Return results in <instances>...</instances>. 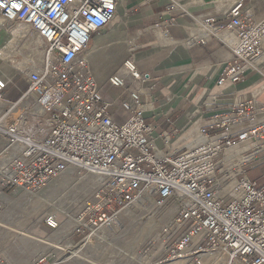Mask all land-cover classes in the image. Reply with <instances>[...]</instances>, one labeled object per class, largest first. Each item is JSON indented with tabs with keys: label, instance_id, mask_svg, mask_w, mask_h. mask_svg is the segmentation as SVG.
<instances>
[{
	"label": "built area",
	"instance_id": "obj_1",
	"mask_svg": "<svg viewBox=\"0 0 264 264\" xmlns=\"http://www.w3.org/2000/svg\"><path fill=\"white\" fill-rule=\"evenodd\" d=\"M116 3L0 0V18L20 23L23 36L33 35L43 45L41 63L28 73L27 87L16 100L6 98L9 83L0 76V102H7L0 132L11 148L1 153L5 163L0 166V210L10 190L36 193L64 171L75 169L92 176L97 186L94 201L87 202L74 227L81 240L90 237L92 228L121 232L120 211L148 199L157 208L175 206V237L161 244V261L201 264L206 257L219 256L224 264H264V187L242 169L223 180L216 176L231 147L254 143L242 153L240 168L264 152V117L259 116L263 107L255 101L233 103L204 118L199 140L173 153L154 146L153 126L144 115L140 93H131L132 109L130 103L123 104L131 110L126 121L115 122L84 53L92 35L113 20ZM240 7L236 3L230 9L225 27L210 17L202 21L212 34L227 28L235 37L217 85L241 81L257 70L264 55V18L254 20ZM123 65L131 78L144 77L132 58ZM109 83L123 87L124 79L112 74ZM162 139L165 144L170 140L166 134ZM228 182L230 191L221 193ZM45 223L57 226L52 215ZM59 263L57 257L40 254L29 264Z\"/></svg>",
	"mask_w": 264,
	"mask_h": 264
},
{
	"label": "crops",
	"instance_id": "obj_2",
	"mask_svg": "<svg viewBox=\"0 0 264 264\" xmlns=\"http://www.w3.org/2000/svg\"><path fill=\"white\" fill-rule=\"evenodd\" d=\"M236 3H241L242 14L257 21L264 18V0H117L113 20L92 35L84 53L113 120L125 122L131 110L124 109L123 104L130 103L132 109L130 95L140 93L145 103L144 115L153 126L154 146L173 153L199 140L204 118L226 111L237 101L259 103L263 107L259 116L264 117V55L257 70L247 73L241 81L216 83L231 57L235 37L227 28L212 34L202 21L210 17L225 27ZM164 29L168 30L167 35L163 34ZM20 31L15 23L0 18V70L4 64L17 72L15 58L20 57L22 38H28V46L32 40L36 45L37 37H23ZM126 58L133 59L144 75L142 79L128 75L123 65ZM112 74L123 77V87L110 85ZM163 134L170 138L168 144L164 143ZM238 146L242 153L249 152L254 143ZM259 155L263 162L261 171L252 173L250 179L264 178V152ZM213 259L220 262L215 256L204 259L203 264H212ZM160 263L190 264L187 259Z\"/></svg>",
	"mask_w": 264,
	"mask_h": 264
},
{
	"label": "rangeland",
	"instance_id": "obj_3",
	"mask_svg": "<svg viewBox=\"0 0 264 264\" xmlns=\"http://www.w3.org/2000/svg\"><path fill=\"white\" fill-rule=\"evenodd\" d=\"M15 24L19 30H23L20 23ZM28 42V38L21 40L22 51L20 57L15 58L16 73L13 68L4 66L2 63L0 71L8 78L11 88L6 97L8 100L13 98L14 101L24 92L27 87V74L41 63L43 46L41 40L35 38L34 46L33 40L30 46ZM12 59L14 61V58ZM6 108L7 102L5 104L0 102V116ZM235 147L237 148L236 156L226 160L225 166L220 173L216 174L219 180H223L231 172L235 173V170L238 172L242 169V174L249 178H252V173L261 171L259 170L263 164L261 155L253 157L247 166L240 168L239 163L243 161V149L238 145ZM4 151L10 153L11 148L8 147L6 138L0 132V160L5 157L1 155ZM62 176H66L68 182L50 197L46 195L48 186L51 183L60 182ZM257 180L260 183V180L264 181V178L262 176V179ZM85 182L89 183L88 187L91 190L87 195L80 189ZM231 185L232 182H228L221 193L229 192ZM96 190L97 186L92 176L75 169L66 170L38 192L30 193L46 200L45 209L38 215L34 213L33 204L27 201L29 194L16 189L7 192L1 199L3 206L0 210V264H28L40 254L57 257L59 264H161V244L166 238L172 240L175 237L173 234L175 226L172 223L174 204L171 203L166 208H157L147 201L143 204L127 206L120 213L124 224L123 230L111 234L101 229L99 238L94 239L95 243L92 244L93 241L91 243L81 240V235L74 231L75 226H68L67 218H64L61 213L79 218L83 204L94 201ZM167 209H171V213H166ZM128 211L131 217L125 215ZM53 214L57 221L55 228L45 223L46 217ZM19 232L25 233L27 238H21ZM126 245L130 247V250L123 249ZM204 259L201 260V264ZM223 261L220 259L221 263L217 264H224ZM212 264H215L214 259Z\"/></svg>",
	"mask_w": 264,
	"mask_h": 264
},
{
	"label": "bare ground",
	"instance_id": "obj_4",
	"mask_svg": "<svg viewBox=\"0 0 264 264\" xmlns=\"http://www.w3.org/2000/svg\"><path fill=\"white\" fill-rule=\"evenodd\" d=\"M20 33H24V30H21ZM0 76L4 79V80H8V78L5 77V74L3 72L0 71ZM237 148L236 147H231L229 150H228V155H227V160H231L232 157L236 156V150ZM5 163V160L2 159L0 160V166H2L3 164ZM61 181L60 182H57V183H51V185L48 186V190H47V194L49 197L54 194L59 188L63 187L65 185L66 182H68L67 180V177L66 176H62L61 178ZM89 183L88 182H85V183H82L80 189L81 191L87 195L91 190L90 188L88 187ZM18 191H23L21 189H16ZM19 193V192H18ZM23 193H26V194H29L30 197L27 198V201H29L30 203L33 204V210H34V213L36 215H38L39 213H41L44 209H45V204H46V200L43 198V197H40V196H35L33 194H30L29 192H26V191H23ZM25 195H23L24 197ZM147 201H149L147 199ZM150 202V201H149ZM151 203V202H150ZM87 205V202H85L82 206V210H81V213L82 211L84 210V208L86 207ZM124 209H122L120 211V213L123 211ZM171 209H167L166 213H171ZM61 215L64 217V218H67L66 222H67V225L70 226L72 225V227L76 226L77 223H79V218H75V217H72L68 214H62ZM81 215V214H80ZM126 216L128 217H131V213L130 211L126 212L125 213ZM52 216H55L54 214ZM55 221H56V217H55ZM56 225H57V221H56ZM56 227V226H55ZM101 228L99 229H96V228H92V234L91 236L87 239V242H91L93 241L92 244L95 243L94 239L96 238H99V234L101 232ZM57 232L59 233V230H57ZM103 233V232H102ZM19 236L21 238H27V235L25 233H22V232H19ZM93 237V238H92ZM76 247V246H75ZM217 264V263H215Z\"/></svg>",
	"mask_w": 264,
	"mask_h": 264
},
{
	"label": "trees",
	"instance_id": "obj_5",
	"mask_svg": "<svg viewBox=\"0 0 264 264\" xmlns=\"http://www.w3.org/2000/svg\"><path fill=\"white\" fill-rule=\"evenodd\" d=\"M251 180L255 181L259 186H262L261 183H263V182H260V183H259L257 179H251ZM263 185H264V184H263Z\"/></svg>",
	"mask_w": 264,
	"mask_h": 264
}]
</instances>
